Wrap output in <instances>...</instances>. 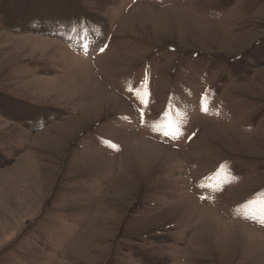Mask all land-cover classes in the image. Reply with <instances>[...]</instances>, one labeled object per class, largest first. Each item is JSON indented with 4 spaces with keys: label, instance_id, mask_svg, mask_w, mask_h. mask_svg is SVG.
Returning a JSON list of instances; mask_svg holds the SVG:
<instances>
[{
    "label": "rangeland",
    "instance_id": "rangeland-1",
    "mask_svg": "<svg viewBox=\"0 0 264 264\" xmlns=\"http://www.w3.org/2000/svg\"><path fill=\"white\" fill-rule=\"evenodd\" d=\"M262 218L264 0H0V264H264Z\"/></svg>",
    "mask_w": 264,
    "mask_h": 264
},
{
    "label": "bare ground",
    "instance_id": "bare-ground-1",
    "mask_svg": "<svg viewBox=\"0 0 264 264\" xmlns=\"http://www.w3.org/2000/svg\"><path fill=\"white\" fill-rule=\"evenodd\" d=\"M151 10H152V9H151ZM202 207H203V209H207V211L215 210V208H212V207H209V206H202V205H201V208H202ZM216 210H217V209H216ZM221 217H222V216H221ZM226 220H228V219H226ZM208 221H209V220H208ZM228 221H230V222H232V223H234V224H241V225H242V224H245L244 222H238V221H234V220H231V219H229ZM209 222H210V221H209ZM251 229L253 230L252 227H251ZM255 230H256V229H255ZM253 231H254V230H253ZM255 232H258L260 235L264 236V234L260 233L258 230H256ZM228 234H230V233H228ZM228 234H227V235H228ZM227 235H226V238H227ZM230 235H231V234H230ZM237 236H238V235H236L235 237H237ZM228 237H229V235H228ZM238 237H239V236H238ZM233 238H234L233 236H232V238L229 237L230 240H233ZM239 239H240V241H241L242 238H239ZM239 239H238V240H239ZM240 241H239V242H240ZM242 241H244V239H242ZM231 242H232V241H231ZM237 242H238V241H237ZM245 242L247 243V241H244V243H245Z\"/></svg>",
    "mask_w": 264,
    "mask_h": 264
},
{
    "label": "snow or ice",
    "instance_id": "snow-or-ice-1",
    "mask_svg": "<svg viewBox=\"0 0 264 264\" xmlns=\"http://www.w3.org/2000/svg\"><path fill=\"white\" fill-rule=\"evenodd\" d=\"M142 116H143V114H142ZM162 134H163L165 137H170V138L173 139V140L179 139L180 136L183 135L182 132L177 133V132H175V131H173V132L164 131ZM259 222L262 223V224H264V218H262Z\"/></svg>",
    "mask_w": 264,
    "mask_h": 264
},
{
    "label": "trees",
    "instance_id": "trees-1",
    "mask_svg": "<svg viewBox=\"0 0 264 264\" xmlns=\"http://www.w3.org/2000/svg\"><path fill=\"white\" fill-rule=\"evenodd\" d=\"M152 105V104H151ZM161 110V112H163V109L161 108L160 109ZM181 110H183V109H181ZM152 114H155V112H152ZM226 161H224V162H220V163H218L216 166H215V168L214 169H212L211 171H209L207 174H213L214 173V171L215 170H218L219 168H224L226 171H227V168H225V166H224V163H225Z\"/></svg>",
    "mask_w": 264,
    "mask_h": 264
}]
</instances>
